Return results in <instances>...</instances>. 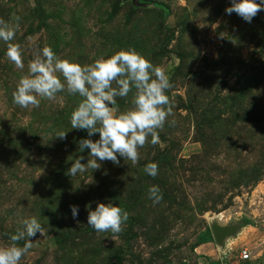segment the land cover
I'll return each instance as SVG.
<instances>
[{
	"label": "rangeland",
	"instance_id": "374dc122",
	"mask_svg": "<svg viewBox=\"0 0 264 264\" xmlns=\"http://www.w3.org/2000/svg\"><path fill=\"white\" fill-rule=\"evenodd\" d=\"M138 1L152 6L0 0V21L20 18L12 43L25 65L16 69L0 42V246L35 217L45 234L31 238L20 264H264V11L247 23L225 13L230 0ZM45 46L81 64L132 47L165 70L173 115L158 143L138 149L135 165L118 157L119 165L106 160L68 176L74 157L87 162L88 150H77L86 131L70 125L82 98L58 93L36 108L13 104L18 79ZM132 95L116 106L131 107ZM61 130L63 140L54 137ZM150 162L155 177L143 170ZM153 185L162 193L156 204ZM109 201L128 220L118 234L94 232L86 205ZM213 224L236 230L221 245H201Z\"/></svg>",
	"mask_w": 264,
	"mask_h": 264
},
{
	"label": "clouds",
	"instance_id": "9594fccd",
	"mask_svg": "<svg viewBox=\"0 0 264 264\" xmlns=\"http://www.w3.org/2000/svg\"><path fill=\"white\" fill-rule=\"evenodd\" d=\"M225 13H236L245 22L251 23L259 11H264V0H230ZM18 16L13 23L0 21V42L6 45L5 56L16 69L23 70L22 47L12 43L19 30ZM171 88L168 75L162 67L153 63L134 48L121 49L107 58L101 57L89 64L60 58L50 46L43 47L27 65L12 93L13 104L27 109L39 107L42 99L53 100L58 93L79 96L81 101L70 115L71 129L85 130L87 137L79 140L78 152L66 174L74 177L86 169L97 170L102 161L119 165L120 159L135 165L139 159L138 149L146 141L158 143L159 130L173 115V103L166 94ZM132 93L131 107L120 110L117 98H126ZM175 121H169L173 125ZM68 131H58L54 137L63 140ZM98 134V139L91 137ZM151 138L148 140V138ZM118 157L120 159H118ZM144 172L150 177L158 174L155 162L147 163ZM148 198L159 203L162 193L158 186L148 188ZM88 209L87 225L94 232L118 234L128 220V212L111 201L97 202L94 210ZM73 219L78 215V206L70 205ZM44 236V228L35 217L23 221V228L9 236L10 243L0 246V264H20L21 258L33 247L31 238ZM25 241L22 246L19 241Z\"/></svg>",
	"mask_w": 264,
	"mask_h": 264
},
{
	"label": "water",
	"instance_id": "95a60500",
	"mask_svg": "<svg viewBox=\"0 0 264 264\" xmlns=\"http://www.w3.org/2000/svg\"><path fill=\"white\" fill-rule=\"evenodd\" d=\"M127 1H131L135 5L144 6V4L138 0H127ZM235 230H236L235 228L222 227L218 224H213L211 227L212 236L215 242L220 245L224 243L226 238H228L229 236H232Z\"/></svg>",
	"mask_w": 264,
	"mask_h": 264
},
{
	"label": "trees",
	"instance_id": "16d2710c",
	"mask_svg": "<svg viewBox=\"0 0 264 264\" xmlns=\"http://www.w3.org/2000/svg\"><path fill=\"white\" fill-rule=\"evenodd\" d=\"M143 4H146V7L152 6L151 3H143ZM211 242H213V237H212L211 233H207V234H204L200 244L203 245V244H207V243H211Z\"/></svg>",
	"mask_w": 264,
	"mask_h": 264
},
{
	"label": "built area",
	"instance_id": "2783aa9c",
	"mask_svg": "<svg viewBox=\"0 0 264 264\" xmlns=\"http://www.w3.org/2000/svg\"><path fill=\"white\" fill-rule=\"evenodd\" d=\"M241 255H242V257H243L244 259L249 258L248 251H246V250H243Z\"/></svg>",
	"mask_w": 264,
	"mask_h": 264
}]
</instances>
